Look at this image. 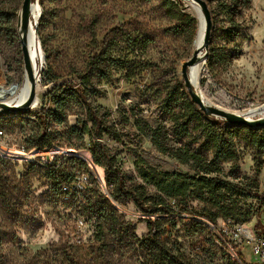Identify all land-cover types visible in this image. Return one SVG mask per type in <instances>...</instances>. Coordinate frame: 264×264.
Masks as SVG:
<instances>
[{
	"label": "rangeland",
	"instance_id": "rangeland-1",
	"mask_svg": "<svg viewBox=\"0 0 264 264\" xmlns=\"http://www.w3.org/2000/svg\"><path fill=\"white\" fill-rule=\"evenodd\" d=\"M22 1L0 0V81L5 87L21 85L25 75L16 31ZM164 1L38 0L40 12L33 27L43 55L36 72L35 97L39 103L26 113L0 114L6 116L0 121V264H144V255L131 235L137 239L147 235L146 217L131 202L112 203L121 221L131 228V235L127 234L122 242L108 234L100 237L95 221L84 210V205L93 200V191L109 196L103 170L91 165L86 151L88 137L84 136L83 144H75V137L67 133L77 119L84 118L78 106L71 104L64 126L55 128L59 138L52 149H31L26 140L36 131L34 113L53 108L54 86L64 88L71 82L79 83L88 59L121 33L145 38L149 45L140 54H129L128 60L136 64L130 78L125 71H113L107 81L93 80L88 101L109 111L116 123L121 121L122 111L130 107L150 126L161 121V100L155 91L167 83L181 82L180 67L191 57L196 35L195 31L188 40L174 32L178 23L167 14ZM204 1L214 21L212 29H216L210 36L208 57L210 49L226 56L211 68L204 63L198 90L211 107L236 115L250 107L263 106L264 0H250V9L235 17L238 28L228 40L224 34L228 24L222 22L224 17L216 3ZM176 5L180 12L196 20L187 11V1L180 0ZM9 16L13 30H8ZM15 117L26 122H11ZM119 129L123 135L119 143L106 138L102 142L127 180L137 181L133 151L159 171L191 175L186 166L159 154L148 139L141 138L138 146L131 144V136L127 135L134 131L132 127ZM240 154L234 170L230 165L223 166L228 181L254 178L252 153L240 146ZM71 156L88 165L92 178L69 162ZM262 162L256 181L259 193L264 194V158ZM52 164L62 166L65 173L73 171L75 176L73 183L63 185L61 191L40 170ZM156 218L161 220L159 233L166 245L192 264H260L251 257L243 228L256 238H264V211L239 228L227 227L222 220L213 226L186 214L152 219ZM197 223L201 226L196 227Z\"/></svg>",
	"mask_w": 264,
	"mask_h": 264
},
{
	"label": "trees",
	"instance_id": "trees-1",
	"mask_svg": "<svg viewBox=\"0 0 264 264\" xmlns=\"http://www.w3.org/2000/svg\"><path fill=\"white\" fill-rule=\"evenodd\" d=\"M206 1L216 3L219 14L224 17L222 22L228 24L224 29L227 40L234 36L235 29L238 28L235 17L251 6L250 0ZM164 2L167 14L178 23L173 28L174 32L191 40L196 31V20L178 10L176 3H180V0ZM7 19L8 30H13L14 27L10 25L12 18L9 16ZM215 31L213 28L211 34ZM148 45L145 38L121 33L107 47L88 59L85 72L78 79L79 83L71 82L64 88L54 86L51 100L53 108H41L34 113L36 131L27 138L26 144L37 151L50 150L56 146L59 135L55 128L64 126L70 105H77L84 118L77 119L76 125L69 128L67 133L70 137H75V144H83L84 136L88 137L86 151L91 156V165L103 170L104 183L108 188L109 198L95 190L93 200L84 205L87 216L95 221L98 235L103 237L108 234L119 239V242L127 234L131 235L130 226L121 221L112 205H122L129 201L146 217L144 221L147 235L141 239L131 235L134 244L144 255V264H192L166 245L159 233L161 220L152 218H175L186 214L213 226L218 220H222L227 227L242 226L253 217L259 218L264 211V194L259 193L256 177L263 166L264 130L231 126L224 121L205 117L191 103L182 81L167 83L156 89L155 94L161 100V121L155 126H150L131 107L128 111H122L121 121L116 123L109 111L93 106L88 101L93 93V80L107 81L113 71H125L126 77L130 78L135 72L136 64L128 60L129 54H140ZM224 56L225 53L217 54L210 49L206 61L208 68L222 61ZM2 118L6 119V116L0 115V121ZM11 122L21 124L26 121L22 117H15ZM119 127L134 129L127 135L131 136V144L138 146L141 138L148 139L159 154L186 166L191 175L159 171L148 166L133 151L137 181L127 180L102 142L106 138L119 143L123 137ZM70 146L74 148L76 145L70 143ZM240 146L253 155L254 178L228 181L223 166L230 165L231 170L236 168L241 156ZM81 147L85 149L84 145ZM69 162L79 166L92 178L90 169L83 160L71 156ZM40 170L57 191H61L63 185H71L75 178L73 171L71 174L65 173L62 166L55 164L44 166ZM247 201L254 204L247 205ZM193 203L197 206L192 207ZM200 226L201 224H196V227Z\"/></svg>",
	"mask_w": 264,
	"mask_h": 264
},
{
	"label": "water",
	"instance_id": "water-1",
	"mask_svg": "<svg viewBox=\"0 0 264 264\" xmlns=\"http://www.w3.org/2000/svg\"><path fill=\"white\" fill-rule=\"evenodd\" d=\"M187 1L195 3L200 7L205 23L203 45L195 49L191 57L187 61L182 63L180 67V78L191 103L194 104L197 109L207 118H215L224 121L228 125L245 127L251 130L264 129V115L255 120L246 119L242 116L205 105L195 92L189 78V69L200 62L205 63L207 60L209 41L212 30V19L207 3L204 0ZM37 2L38 0H23L16 22L24 73L31 84L30 93L27 100L22 105H6L4 103H0V114L26 113L32 109L33 102L35 100V75L31 67V60L27 44V35L34 26L33 23H35V20L31 14V10L33 4H37ZM37 44L39 46V43Z\"/></svg>",
	"mask_w": 264,
	"mask_h": 264
},
{
	"label": "bare ground",
	"instance_id": "bare-ground-1",
	"mask_svg": "<svg viewBox=\"0 0 264 264\" xmlns=\"http://www.w3.org/2000/svg\"><path fill=\"white\" fill-rule=\"evenodd\" d=\"M187 1V0H185ZM187 11H189L197 20V30H196V35L193 41V47L194 50L201 47L203 45L204 41V34H205V23L203 19V14L200 10V7L192 2L187 1ZM39 10L36 4H33L31 14L34 20H37ZM37 39L35 37L34 33V27H32L31 31L27 35V44H28V49H29V55H30V60H31V67L33 69L34 75H35V90L37 91V69H38V64L42 60V52L41 48H39L37 44ZM204 65L203 62H200L193 67L189 69V78L191 81V85L193 86L195 92L201 99V101L207 105L210 106V103H208L204 95L202 94L199 87V82H200V74L202 71V66ZM31 89V84L28 81L26 75H24L23 78V83L21 85H11L9 87L3 86V84L0 81V103H4L6 105H22L28 98L29 93ZM199 89V90H198ZM38 98L37 96L35 97V100L33 102V108H36L38 105ZM264 115V105L261 107H250L244 111L242 116L246 119L253 120L256 117H262Z\"/></svg>",
	"mask_w": 264,
	"mask_h": 264
},
{
	"label": "built area",
	"instance_id": "built-area-1",
	"mask_svg": "<svg viewBox=\"0 0 264 264\" xmlns=\"http://www.w3.org/2000/svg\"><path fill=\"white\" fill-rule=\"evenodd\" d=\"M239 227L241 226L236 228ZM243 239L245 244L250 248L251 257L260 264L264 263V238H256L248 229L243 228Z\"/></svg>",
	"mask_w": 264,
	"mask_h": 264
}]
</instances>
